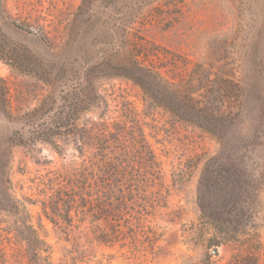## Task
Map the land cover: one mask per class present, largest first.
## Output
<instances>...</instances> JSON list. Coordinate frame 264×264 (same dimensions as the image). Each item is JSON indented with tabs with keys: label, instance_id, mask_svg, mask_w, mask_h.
I'll return each mask as SVG.
<instances>
[{
	"label": "rangeland",
	"instance_id": "obj_1",
	"mask_svg": "<svg viewBox=\"0 0 264 264\" xmlns=\"http://www.w3.org/2000/svg\"><path fill=\"white\" fill-rule=\"evenodd\" d=\"M80 3L0 0V29L43 61H57L66 39H74L73 54L77 49L75 40L80 34L71 29L76 28ZM14 24H25L31 33ZM134 28L171 57L161 59L170 78L188 77L197 64L209 77L233 72L243 89L240 133L246 140L254 138L264 111V0H182L165 6L157 2L142 10ZM102 30L97 36L104 34ZM0 77L11 105L10 115L0 113V264H26L25 243L14 231L17 218L24 214L15 201L18 207L25 206L28 223L49 246L48 264H264V184L244 216L242 233L217 242L215 225L201 215L197 191L205 164L213 157L225 158L229 147L162 109L150 107L141 90L125 79L103 81L101 92L107 105L98 113L83 115L79 124L104 123L110 128L122 119V108L128 105L159 162L161 176L154 189L159 188L165 199L154 208L142 202L148 210L141 211L142 228H134L137 221L132 218L140 200L126 201L133 210L117 220L111 219L114 213L94 219L91 212L71 210L70 222L51 221L43 211L45 204L49 211V197L59 189H69L83 164L89 176L95 167L71 147L58 152L42 142L30 148L10 146L13 132L27 128L19 116L35 107L47 88L1 60ZM245 159L250 167L262 170L264 148L250 147ZM115 224H119V236L113 241L97 238L102 231L110 233Z\"/></svg>",
	"mask_w": 264,
	"mask_h": 264
},
{
	"label": "trees",
	"instance_id": "obj_2",
	"mask_svg": "<svg viewBox=\"0 0 264 264\" xmlns=\"http://www.w3.org/2000/svg\"><path fill=\"white\" fill-rule=\"evenodd\" d=\"M180 1L81 0L75 14L76 28L71 29L80 34L75 40L77 49L73 54L74 39H66L57 61H43L0 29V60L34 76L47 88L39 103L19 116L27 128L13 132L9 145L30 148L42 142L58 152L71 147L95 167L89 176L83 164L69 189H59L49 197V211L46 204L43 211L51 221L60 218L70 222L71 210L91 212L94 219L114 213L111 219L117 220L133 210L126 201L140 200V208L132 218L137 221L133 227L142 228L141 211L148 213L142 202L154 208L165 199L159 188L154 189L161 176L159 162L128 105L122 108V119L114 121L110 128L104 123L93 122L90 127L79 124L83 115L98 113L107 105L101 92L103 81L119 78L137 86L150 107L207 132L230 148L225 158L213 157L205 164L197 200L202 217L216 227L217 242L242 233L244 216L264 184V168L256 170L245 159L250 147L264 148V111L254 138L246 140L240 133L243 89L233 72L226 70L209 77L197 64L186 78L166 76L165 61L171 57L144 40L134 25L140 22L142 10L152 4L162 2L165 6ZM14 25L31 33L25 24ZM101 30L104 34L97 36ZM155 58L160 62L156 63ZM163 58L165 61H161ZM0 113L11 114L7 87L1 77ZM14 204L24 214L17 218L14 231L25 243L26 264H48L49 246L28 223L25 206L18 207L16 201ZM118 225L111 226L110 233L100 232L97 238L113 241L119 236Z\"/></svg>",
	"mask_w": 264,
	"mask_h": 264
}]
</instances>
